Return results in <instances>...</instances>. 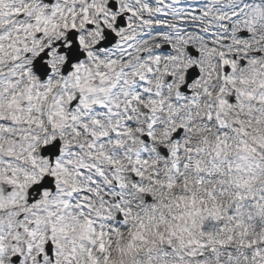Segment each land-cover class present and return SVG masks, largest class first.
Segmentation results:
<instances>
[{
  "label": "snow or ice",
  "instance_id": "obj_1",
  "mask_svg": "<svg viewBox=\"0 0 264 264\" xmlns=\"http://www.w3.org/2000/svg\"><path fill=\"white\" fill-rule=\"evenodd\" d=\"M0 264H264V0H0Z\"/></svg>",
  "mask_w": 264,
  "mask_h": 264
}]
</instances>
